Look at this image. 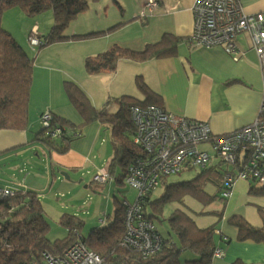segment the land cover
I'll use <instances>...</instances> for the list:
<instances>
[{
    "label": "trees",
    "instance_id": "trees-1",
    "mask_svg": "<svg viewBox=\"0 0 264 264\" xmlns=\"http://www.w3.org/2000/svg\"><path fill=\"white\" fill-rule=\"evenodd\" d=\"M157 1L162 2L161 0ZM16 6L24 9L30 17H36L47 9L52 10L54 25L49 34L40 37L41 46L65 41L70 37L82 39L98 36L105 32L78 36H71L66 32L71 20L80 13L83 14L91 10L90 0H0V130L24 131L30 125V98L35 66L34 60L28 56V51L23 49L11 31L3 25L4 12ZM35 26L38 27V25ZM38 29L40 28L38 27ZM32 34L31 30L29 38ZM241 34L244 33H239L237 36ZM237 36L234 40L235 51L233 53H228L222 46H216L222 47L235 61L239 60ZM189 38L174 33H164L159 41L147 43L141 49L112 44L103 53L87 57L84 68L89 75L112 74L116 72L120 60L141 63L174 57L177 55L180 43L185 40L189 42ZM199 48L211 49L215 47ZM251 49L255 51L258 60H260L257 49L252 45ZM259 65L262 79L261 63ZM136 84L143 94L141 98L136 95H123L107 101L108 103L101 107H95L80 85L73 80H65L64 90L69 102L84 123L76 125L49 109L42 111L40 116L49 112L52 118L48 125L42 124L40 130L36 132L34 141H37L38 145L43 144L47 147L48 156L41 159L39 158L40 151L34 150V155L30 159H35V161L32 164L28 159L30 163L27 162L26 168H34L44 175L47 186L57 175L65 178L62 168L51 160L52 154H66L70 151L72 144L84 135L83 130L86 125L93 121L92 123L98 122L106 130H110L112 135V156L106 166L108 176L105 181L99 182L114 185V189L117 191H121L126 183L131 185L129 179L132 170L137 166L135 163L139 159H145L148 154L147 149L137 142L139 127L132 116L131 108L135 106L143 110L150 106L165 108L162 105L161 95L150 88L142 74L136 76ZM112 102L118 106L115 111L109 105ZM165 111L170 112L166 108ZM194 120L206 122L199 119ZM58 129L61 132L54 136L53 132ZM208 148H210L209 144H204V149L209 151ZM91 163L92 157L90 156L85 167L74 168L66 173L68 176L78 172L83 175L84 170ZM200 168L201 171L192 178L177 183L170 181L172 174L163 176L156 188L163 190L159 196L155 194L156 189L141 195L144 215L155 222L163 239L161 247L147 258H144L138 249L124 242L126 227L123 204L128 200L127 198L119 200L120 206L116 209L115 216L109 226L92 231L88 237L79 236L80 231L84 228V220L80 219L77 214L63 213L61 222L68 227V235L64 238L51 240L47 235L50 223L41 199V192H46L47 187L37 191L22 187L12 189L9 186H0V189L4 190L0 195V264H47V256L57 259L65 257L69 248L76 244L82 245L88 252H94L103 257L106 264H211L214 251L220 247L219 243L223 247L224 244H230V239H223V236L216 233L219 223L200 226L195 217L181 208L172 209L168 217L164 216L166 205L174 201L182 202L187 195L205 205L212 203L217 198L225 203L231 197L235 186L228 197L223 195L226 172L224 167L211 165ZM245 180L250 181L249 179ZM210 182L215 185V193L207 190ZM250 185L256 194L264 195V186L257 183V186H253L252 181ZM201 213H206V211H201ZM262 213L264 214L263 210ZM165 221L168 227L166 230H162L159 228V223ZM229 223L238 230V242L264 244V217H261V225H254L247 218L235 215L229 219ZM234 264L246 263L238 260Z\"/></svg>",
    "mask_w": 264,
    "mask_h": 264
},
{
    "label": "crops",
    "instance_id": "crops-1",
    "mask_svg": "<svg viewBox=\"0 0 264 264\" xmlns=\"http://www.w3.org/2000/svg\"><path fill=\"white\" fill-rule=\"evenodd\" d=\"M148 1L115 0L114 5L119 9L121 17H124L126 12V20H120L112 25L108 18L102 16L84 25L75 24L67 31L71 36L105 33L82 39L70 37L68 40L44 46L36 51V59L39 63L34 65L30 125L24 131L0 130V167L5 165L2 162L3 158L18 154L22 156L26 151L29 152L38 146L34 139L36 132L41 128L39 116L42 111L49 109L76 125L84 123L69 102L64 90L65 79H73L90 96L95 93L100 80L102 85H105L103 78L111 76V74H87L84 68L87 57L103 53L112 44L141 49L147 43L159 41L164 33L191 37L194 29L192 8L195 0H161L160 6L154 10L146 7ZM240 1L247 13L264 12V0ZM97 3L98 0L92 3L91 7ZM147 11L152 14L147 16ZM143 12L144 16H142ZM139 17L143 20L137 25L140 26L139 31L120 35L118 29L120 25L129 22L136 25V20H133ZM47 32L48 30L45 34ZM237 46L238 61L228 55L222 47L200 49L193 47L188 40L180 43L177 55L174 57L141 63L120 60L115 72V81L122 76L123 67L126 74L115 88L112 84L107 86L109 97L101 106L113 98L135 95L133 77L140 71L150 88L161 95L162 105L169 111L208 122L215 134L236 131L256 119L263 93L260 62L255 51L251 49L249 37L244 34L237 36ZM55 47H58L57 56L50 54V50ZM25 49L30 53V48ZM55 65L61 68H56ZM137 97L141 98L139 95ZM109 105L113 111L118 108L115 102ZM101 129L102 126L98 122L90 124L88 129L85 127L82 138L87 135L86 138L76 140L66 154L53 153L51 160L64 172L85 167L95 151L96 143L100 141ZM208 149L209 152L213 151L211 148ZM44 157L46 156L40 153L39 158ZM34 161L35 159H31L32 164ZM212 166L219 167L222 163L220 161L219 164ZM25 169L29 173L28 189L38 191L47 187L44 175L34 168L29 169L25 166ZM228 216L221 224L219 223L216 233L223 236V239H230V244L227 247L224 244L223 247L219 243L225 255L222 258H213L211 264H233L238 260L246 264H264V244L238 242V230L229 223L231 217ZM245 218L254 225H261L251 220L255 217Z\"/></svg>",
    "mask_w": 264,
    "mask_h": 264
},
{
    "label": "built area",
    "instance_id": "built-area-1",
    "mask_svg": "<svg viewBox=\"0 0 264 264\" xmlns=\"http://www.w3.org/2000/svg\"><path fill=\"white\" fill-rule=\"evenodd\" d=\"M160 6L157 0H149L146 7L154 10ZM194 29L189 42L194 47L222 46L228 53L235 51V38L245 33L257 49L262 67L263 101L260 113L250 124L225 135H215L207 122L150 106L146 110L132 108V115L139 127L137 142L148 154L139 159L131 172L129 182L139 190L138 198L126 200L125 244L138 249L147 258L157 251L163 242L155 222L145 217L141 195L156 189L165 175L190 171L198 167L219 164L221 160L232 165L224 176L223 195L228 197L237 179H249L264 186V12L247 13L240 0H195L193 5ZM143 15L145 13L143 12ZM52 116L49 112L40 116L48 125ZM61 130H56V136ZM223 142L220 143V140ZM209 144L213 150L201 145ZM107 169L99 172L97 179H107ZM4 190L0 189V195ZM9 193V191H6ZM225 255L222 248L214 251L213 258ZM47 264H106L103 257L88 252L76 244L60 259L47 256Z\"/></svg>",
    "mask_w": 264,
    "mask_h": 264
},
{
    "label": "rangeland",
    "instance_id": "rangeland-1",
    "mask_svg": "<svg viewBox=\"0 0 264 264\" xmlns=\"http://www.w3.org/2000/svg\"><path fill=\"white\" fill-rule=\"evenodd\" d=\"M95 1L97 0H90V3L92 4ZM114 4L115 0H98V3L92 5L91 10H88L90 12L80 13L75 19L71 20L67 31L71 30L75 24L84 25L90 23L93 19L96 21L102 16L108 18L112 25L120 20H126V12L124 17H121L119 9ZM151 14L152 13L147 11V16ZM53 19L54 14L51 9L45 10L36 17H30L26 14L24 9L20 6H16L4 12L3 25L11 31L13 37L20 43L23 49L30 48L28 56L34 60V65H37L39 61L36 59V51L44 48V46H39L41 45L39 39L45 34L46 30H48L47 33L49 34L54 25ZM135 20L136 25L132 24V22L120 25L118 27L120 35H127L129 32L133 34L139 31L140 26L137 25L139 21H143L142 17L136 18L133 21ZM35 25H38L40 29ZM31 30L33 34L31 38H29ZM244 35L246 34L244 33ZM31 40L35 43L39 42L38 45L31 42ZM50 54L57 56L58 47L52 48ZM44 55L46 57V54ZM55 67L61 68L59 65H55ZM112 74L111 76L103 78L105 85H102L100 80L95 93L90 96L88 95L95 106L100 107L107 100L109 97L107 86L112 84L113 88H115L119 85L126 71L123 67L121 71L122 76H120L117 81H115L116 73ZM138 74H141V72L139 71L133 77L136 90L135 95L142 97L143 94L136 84V76ZM67 79L73 80L70 78H66L65 80ZM262 101L260 103L261 105ZM260 109L261 107L258 110L257 116L260 113ZM92 122L93 121H90L89 123L91 124ZM89 123L86 125L87 129L90 127ZM39 125L42 126V123L40 122ZM86 137L87 135L81 139ZM111 139L112 135L110 130H106L102 127L100 141L96 143L95 151L91 154L92 163L84 170L83 175L81 172L71 173L69 174L71 178L69 180L71 181L66 180L61 175L59 177L57 175L49 182L46 192H41V199L46 208V216L50 223L47 235L51 240L64 238L68 235V227L61 222V215L65 212L74 215L77 214L80 219L84 220V228L80 231L79 236L88 237L92 231L109 226L115 216L116 209L120 206L119 200H125L127 198L134 201L138 197L139 190L134 189L127 183L122 187L121 191H117L114 189V185L99 182L96 178L99 172L106 168L107 162L111 159ZM222 142L223 139L220 140V143ZM36 149H38L42 155L48 156L47 147L40 144L31 151H26L22 156L18 154L17 156H10L2 159L5 165L0 167V186L8 185L12 189H20L21 187L25 189L28 188L30 180L28 179L29 173L26 171L25 166L28 159L34 155L33 151ZM200 171L201 168L197 167L190 171H185L182 174L171 176L170 181L173 183L181 182L185 179L192 178ZM252 182L253 186H257L255 181ZM250 184L251 181H247L243 178L237 179L233 194L225 203L223 200L217 198L212 203L205 205L192 196L187 195L183 198L182 202L174 201L166 205L164 216L168 217L172 209L181 208L195 217L200 226H207L216 222L221 224L228 215V217H234L233 214L237 217L244 218L255 217V219L251 220L257 224H261V217H264L262 213V210L264 211V195H259V193L256 194L252 191ZM207 190L211 193H215V185L210 182L207 186ZM162 191V189H156L155 194L159 196ZM204 210L206 213H201V211ZM100 219H103V221H100ZM166 227H168L166 221L159 223L160 229L166 230ZM225 246L227 247L228 245Z\"/></svg>",
    "mask_w": 264,
    "mask_h": 264
},
{
    "label": "flooded vegetation",
    "instance_id": "flooded-vegetation-1",
    "mask_svg": "<svg viewBox=\"0 0 264 264\" xmlns=\"http://www.w3.org/2000/svg\"><path fill=\"white\" fill-rule=\"evenodd\" d=\"M246 12V11H245ZM136 107V106H135ZM133 108V107H132ZM131 108V109H132ZM158 108H160V107H158ZM161 109H163V110H165V108H161ZM170 112H172V111H170ZM133 113V112H132ZM172 113H174V112H172ZM175 115H178V114H176V113H174ZM133 116V115H132ZM179 116H183V115H179ZM189 118V117H188ZM191 119H193V118H191ZM210 125V124H209ZM213 131V130H212ZM234 132V131H233ZM214 133V132H213ZM232 133V132H231ZM215 134V133H214ZM229 134V133H228ZM215 135H219V136H221V135H225V134H215ZM201 147L202 148H204V145H201ZM221 163H222V166L225 168L224 170L226 171V170H231L232 169V165H230L229 163H227V162H225L224 160H221ZM215 165V164H214ZM106 169V168H105ZM182 172H185V171H182ZM179 173H181V172H179ZM179 173H177V174H179ZM171 175V174H170ZM172 175H176V174H172ZM66 177V176H65ZM70 179V178H69ZM132 186V185H131ZM134 189H137L136 187H134V186H132ZM138 190V189H137ZM138 198V197H137ZM136 198V199H137ZM135 199V200H136ZM129 200V199H128ZM134 200V201H135ZM129 201H131V202H134V201H132V200H129Z\"/></svg>",
    "mask_w": 264,
    "mask_h": 264
},
{
    "label": "water",
    "instance_id": "water-1",
    "mask_svg": "<svg viewBox=\"0 0 264 264\" xmlns=\"http://www.w3.org/2000/svg\"><path fill=\"white\" fill-rule=\"evenodd\" d=\"M62 174H63L64 176H66L67 179L70 178L66 172H62Z\"/></svg>",
    "mask_w": 264,
    "mask_h": 264
},
{
    "label": "clouds",
    "instance_id": "clouds-1",
    "mask_svg": "<svg viewBox=\"0 0 264 264\" xmlns=\"http://www.w3.org/2000/svg\"><path fill=\"white\" fill-rule=\"evenodd\" d=\"M39 41L41 42L40 39H39ZM31 42H33V40H31ZM33 43L36 44V45H38L39 42H37V43L33 42ZM39 46H41V45H39ZM41 47H42V46H41Z\"/></svg>",
    "mask_w": 264,
    "mask_h": 264
},
{
    "label": "bare ground",
    "instance_id": "bare-ground-1",
    "mask_svg": "<svg viewBox=\"0 0 264 264\" xmlns=\"http://www.w3.org/2000/svg\"><path fill=\"white\" fill-rule=\"evenodd\" d=\"M260 108V107H259Z\"/></svg>",
    "mask_w": 264,
    "mask_h": 264
}]
</instances>
